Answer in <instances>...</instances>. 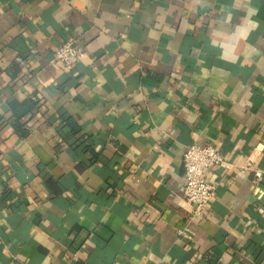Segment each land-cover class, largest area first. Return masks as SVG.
Returning a JSON list of instances; mask_svg holds the SVG:
<instances>
[{
	"label": "crops",
	"instance_id": "obj_1",
	"mask_svg": "<svg viewBox=\"0 0 264 264\" xmlns=\"http://www.w3.org/2000/svg\"><path fill=\"white\" fill-rule=\"evenodd\" d=\"M0 264H264V0H0Z\"/></svg>",
	"mask_w": 264,
	"mask_h": 264
},
{
	"label": "built area",
	"instance_id": "obj_2",
	"mask_svg": "<svg viewBox=\"0 0 264 264\" xmlns=\"http://www.w3.org/2000/svg\"><path fill=\"white\" fill-rule=\"evenodd\" d=\"M83 56V48L77 44L74 38L69 37L56 49L54 60L66 67H73ZM225 160L222 154L210 143L199 145L196 143L186 146L183 154L184 175L186 185L184 197L191 205V219L199 217L206 209L209 200L215 194V187L207 177V170L214 166H222ZM250 160L244 168H249ZM261 172L256 170L255 175L261 176ZM184 232L178 231L179 235Z\"/></svg>",
	"mask_w": 264,
	"mask_h": 264
}]
</instances>
